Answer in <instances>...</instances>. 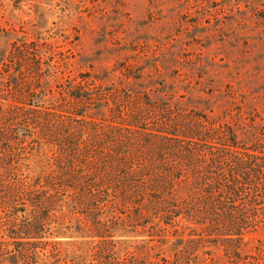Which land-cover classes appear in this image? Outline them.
<instances>
[{"label":"rangeland","instance_id":"obj_1","mask_svg":"<svg viewBox=\"0 0 264 264\" xmlns=\"http://www.w3.org/2000/svg\"><path fill=\"white\" fill-rule=\"evenodd\" d=\"M82 74L94 81L89 91L127 86L153 101L148 116L228 128L240 147L264 152V0H0V106L21 105L24 90L34 104L68 106L64 88ZM22 146L26 181L55 168L49 144ZM256 200L225 201L250 221L228 243L184 213L136 217L114 200L88 215L65 198L33 264H264V198Z\"/></svg>","mask_w":264,"mask_h":264},{"label":"trees","instance_id":"obj_2","mask_svg":"<svg viewBox=\"0 0 264 264\" xmlns=\"http://www.w3.org/2000/svg\"><path fill=\"white\" fill-rule=\"evenodd\" d=\"M80 77L64 88L72 105L34 104L36 94L24 90L21 105L0 106V225L8 238L0 242V259L35 263L65 198L88 215L114 200L136 217L149 209L164 217L184 213L209 235L236 242L250 221L228 211L234 206L225 201L264 198V152L240 147L228 128L187 116H148L153 101L146 93L127 86L89 91L94 81ZM31 141L50 145L55 168L26 181L19 151Z\"/></svg>","mask_w":264,"mask_h":264}]
</instances>
